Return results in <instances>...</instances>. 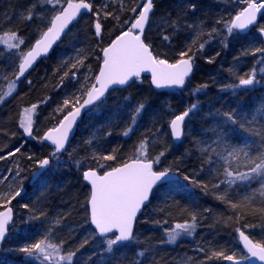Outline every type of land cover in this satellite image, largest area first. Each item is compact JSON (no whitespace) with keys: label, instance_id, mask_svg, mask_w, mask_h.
<instances>
[{"label":"trees","instance_id":"trees-1","mask_svg":"<svg viewBox=\"0 0 264 264\" xmlns=\"http://www.w3.org/2000/svg\"><path fill=\"white\" fill-rule=\"evenodd\" d=\"M235 1L155 0L156 8L146 42L153 47L154 54H160L170 62L178 58L180 51L191 46L195 53L194 76L182 92H158L145 78L127 90L109 94L104 103L83 118L66 152L51 157L49 170L32 186L30 181L37 171L36 162L50 157L53 152L43 144V135L57 126L68 111L63 106L65 99L74 101L77 98L75 93L79 92L83 101V90L91 83V79L86 78H93L99 71L100 49L107 46L118 29L114 28L115 21L103 20L102 37H96L93 27L96 17L93 14L82 17L51 55L18 84L15 76L18 58L23 52L13 58L15 52L8 54L1 48L0 156L5 158L0 159V177L6 179L0 180V193L15 184L13 176L17 161L25 172V194L9 205L15 211V221L2 247L0 264H40L20 250L30 241L44 238L37 233L47 234L54 244L63 242L61 251L65 255L75 252L73 264H225L226 261L213 253L223 250L231 254L233 249L242 250L237 228L245 231L254 242L264 238V212L260 211L264 207V195L259 189L262 180L257 178L250 184L213 187L223 180V169L228 165L224 158L228 157V150L233 145L250 142L254 154L264 141V113L255 111L264 107V75L259 73L264 64L260 63V53L252 54L256 47H263L258 29L228 39L227 47L221 43L225 35L224 22L230 21L239 11V5L233 10ZM35 2L0 0V34L17 32L24 42L29 41L31 47L41 34L39 28L36 30ZM139 2L94 0V7L109 3L131 8ZM189 3L196 4L194 12L187 7ZM29 10L33 14L32 20L27 19ZM173 22H176L175 28ZM188 24L192 27L188 28ZM260 27H264V14ZM212 29L218 31L214 33ZM164 35L172 37L171 43L162 39ZM193 39L197 41L196 45H192ZM205 41H209L205 48L198 50L199 43ZM28 47L23 46L27 48L24 52L30 49ZM80 60L83 64L78 62ZM254 68L259 84L249 90L233 91L227 87L236 85L240 77L247 78ZM74 72L75 78L72 76ZM13 82L17 88L10 92L7 88ZM138 103L147 107L134 131L124 136L123 132L131 124L130 114ZM193 103L198 107L186 121L183 141L175 145L170 134V121ZM33 105H36L33 109V137L24 141L20 116ZM234 108L238 112L233 125L224 120L223 114ZM218 125L226 130L225 136L218 137L213 132ZM109 132L111 135H107ZM145 138L151 158L161 152L165 154L156 170L171 166L173 171L178 170L180 180L153 194L137 223L135 242L113 254H105L106 239H100L93 231L86 213L90 188L83 182L82 174L90 168L100 174L110 170L102 169L100 165L119 166L136 154L140 141ZM17 147L21 149L19 153L7 156ZM113 149L117 150L115 160L100 159L102 155L113 154ZM239 157V170L246 171L243 153ZM228 159L232 160V168L238 167L232 157ZM185 175L192 179L185 181ZM246 196L251 198V203L245 201ZM228 201L236 203L237 207H231ZM193 212L197 215L195 232L190 237L169 243L167 230L174 228L176 223L191 222ZM201 248L203 251L199 250ZM138 252L144 255L138 256Z\"/></svg>","mask_w":264,"mask_h":264},{"label":"snow or ice","instance_id":"snow-or-ice-1","mask_svg":"<svg viewBox=\"0 0 264 264\" xmlns=\"http://www.w3.org/2000/svg\"><path fill=\"white\" fill-rule=\"evenodd\" d=\"M46 4L52 6V10L56 12L49 21V26L46 31L40 34V37L35 40V44L23 54L20 58L18 65V75L20 77L32 66L41 53H47L56 42L68 25L76 18L82 10L91 12L96 19L93 22L94 35L102 37L104 25L103 20L111 19L115 21L114 28L118 29L117 34L110 39L106 47H102L100 52L102 55L98 56L100 60L99 72L91 79L90 86L83 90V95L86 99L80 102V97L74 101L65 99L63 106L68 108L63 118L58 121L57 126L48 130L42 138L44 141H50L54 147L50 157L39 159L37 163V171L33 173V179L38 180L43 172L52 164L51 157H57L58 154L66 151V142L75 125L77 118L81 115L82 110L88 106L98 107L104 103L106 95L109 90H115L114 86H125L133 80L139 78L141 73L147 72L151 74V83L156 88L165 87H183L186 80L193 73L195 68V53L192 47L189 46L178 54V58L170 62L167 58H162L160 54H154L153 47L146 42L147 36L145 34L146 25L150 22V15L154 14L156 8L155 0H140L139 3L131 8L116 7L109 3H101L94 7V0H79L74 3L73 0H65L67 6L61 5V0H45ZM238 3L243 2L246 7L238 11L230 21H225V35L221 43L227 47L226 41L230 38H238L242 33H245L250 26L256 25L257 14L264 10V0H237ZM59 6V8L57 7ZM193 12L196 9L195 3L187 5ZM131 13V15L123 16V13ZM28 20L33 19V14L29 10L27 16ZM219 22V21H218ZM176 22H173L175 28ZM188 28L192 25L188 24ZM217 29H212V32H217ZM258 33L264 37V27H258ZM211 35V34H210ZM7 40L12 42L8 43L9 48H19L24 44V40L19 37L17 32L5 34ZM164 41L171 43L172 37L164 35ZM5 38H0L4 41ZM209 41L201 42L198 45V50H203ZM197 41L193 39L192 45H196ZM264 43V40H262ZM261 54L260 63L264 64V47H256L252 54ZM219 55V53H217ZM83 64V61H78ZM212 62L211 59L208 60ZM75 68V65H73ZM259 73L264 75V67L259 68ZM67 75V73H66ZM75 78L76 73H72ZM260 80L256 77V70L248 75L247 78L240 77L236 85H228L229 89L233 91L249 90L255 85L259 84ZM31 84V81H29ZM202 87H206L202 86ZM196 91H199L197 89ZM195 95V92L193 93ZM79 105V106H77ZM36 105L30 109H25V114L21 120L20 127L28 135L32 136V111ZM144 103H138L131 115V124L127 130L123 132L124 136H129L135 129L138 119L142 116L145 108ZM198 104L193 103L185 109L181 114L175 115L170 121L171 136L179 140L183 135V125L186 118L194 113ZM63 111V109H60ZM242 111V109L240 110ZM255 111L264 113V107L256 109ZM238 109H232L230 112H225L223 118L231 124H236L235 116ZM264 118V117H262ZM218 137L225 136L226 130L219 125L217 129H213ZM111 135V133H107ZM91 143V141H88ZM19 147L9 151L7 156H14L19 153ZM113 154L102 155L100 159L106 161H113L116 159L115 152ZM252 144L244 142L242 145H233L228 150V157L224 159L228 161V165L223 169V180L220 184H215L213 187L219 188L221 184L237 185L239 183L250 184L253 180L260 178L264 180V141L261 142L260 147L255 149L252 154ZM243 153L244 167L246 171L239 170V154ZM165 154L161 152L159 156L151 158L148 155V142L147 139H142L138 145L136 154L127 161L122 162L119 166L112 167L110 165H100L104 169L100 174L96 169L85 170L82 174L83 180L90 187L87 197L86 213L90 219V225L93 226V231H97L100 237H106L105 241V254H113L119 249L129 247L136 240L134 234V224L137 219L138 213L142 207L150 202L151 196L158 192L165 184L170 182V177H176L179 181L178 170L173 171L172 167L156 170L161 162V157ZM232 157L238 167L232 168ZM5 156H0L4 159ZM31 159V157H29ZM211 163V161H207ZM19 176V171L15 173ZM6 177H0V180ZM185 181L192 178L188 175L183 176ZM198 182V181H197ZM207 187V185H205ZM262 192L264 195V184H261ZM23 189H13L8 193H0V241L6 236L7 227L13 219V208L10 207L12 201L21 196ZM223 199L224 197H218ZM245 201L251 203L250 197H245ZM231 207L236 208L237 204L228 201ZM27 207V205H24ZM264 212V207L260 208ZM197 227V215L195 212L191 214V222L184 221L183 223H176L174 228L167 230V241L175 243L182 233L192 235ZM244 227H249L245 225ZM238 233V240L242 242L243 250L233 249L231 254H226L225 251L219 250L213 253L217 258L224 261L231 262V264H244L245 261H251L256 258L260 262H264V238L254 242L245 231L236 229ZM50 233L51 230L49 229ZM43 235L44 238L35 241H30L26 246L20 250L26 253L27 257L33 260H38L40 264H63L67 261L68 264H73L75 252H70L67 255H61L63 242L54 244L50 242L47 234L37 233ZM87 241H85L86 243ZM83 245H81L82 247ZM203 251V249H199ZM138 256H143V252H138Z\"/></svg>","mask_w":264,"mask_h":264},{"label":"water","instance_id":"water-1","mask_svg":"<svg viewBox=\"0 0 264 264\" xmlns=\"http://www.w3.org/2000/svg\"><path fill=\"white\" fill-rule=\"evenodd\" d=\"M74 3H78V2H74ZM67 6V4H65L64 5V7H66ZM92 13L91 12H87V11H84V10H82L79 14H77V16H76V18L68 25V28H66L65 29V32L64 33H62L61 34V36H60V38L56 41V42H54L53 43V45H52V47L49 49V51L47 52V53H41V55L40 56H38L37 58H36V60L33 62V64H32V66L24 73V75L22 76V77H20L19 78V80H17L16 79V77H17V75H18V71H17V75H16V77H15V81L16 82H20V81H22V80H24V79H26L35 69H36V67L43 61V60H45V59H47L50 55H51V53H52V51L63 41V39L67 36V34L69 33V31L71 30V28L72 27H74L80 20H81V18L82 17H84V16H87V15H91ZM263 14H264V10H262V12L261 13H258L257 14V23H256V25H253V26H250V28L248 29V30H246V32L245 33H242L241 35H246V34H248L251 30H253V29H258V27H260V22H261V18H262V16H263ZM153 15V14H152ZM152 15H150V19H151V17H152ZM149 24H150V22H149ZM149 24L148 25H146V31H145V33L147 32V30H148V27H149ZM259 34V33H258ZM260 36V35H259ZM260 38H261V40H264V37H261L260 36ZM35 44V43H34ZM33 44V45H34ZM32 45V46H33ZM263 47H264V43H263ZM99 72V71H98ZM194 73H195V68H194V71H193V73L190 75V77L186 80V82L187 81H189V80H191L192 79V77L194 76ZM98 74V73H97ZM143 78H146V79H148L149 80V82H150V86H151V88H153L154 90H156V91H158V92H176V91H182V90H184L185 89V86H186V83H185V85L181 88V87H165V88H156L152 83H151V74L150 73H147V72H144V73H141V76L139 77V78H133V80L132 81H130V83L128 84V85H125V86H114V89L115 90H112V89H110L109 90V93L108 94H110L111 92H114V91H117V90H120V91H122V90H126V89H128V88H130L135 82H137L138 80H141V79H143ZM107 94V95H108ZM106 95V96H107ZM84 99H86V96H85V98ZM83 102V101H82ZM81 102V103H82ZM79 106V105H78ZM95 106H88L87 108H85L84 110H82V112H81V115L77 118V121H76V123H75V125L73 126V129H72V131H71V133H70V135H69V139H68V141L66 142V150H67V148L69 147V145L71 144V142L73 141V139H74V137L76 136V134H77V131H78V128H79V125H80V123L82 122V120H83V118L94 108ZM188 118H186V120H187ZM186 120H185V123H186ZM185 123H184V125H183V135H182V137L179 139V140H176V139H174L172 136H171V138H172V140H173V142L176 144V145H179L182 141H183V138H184V126H185ZM48 132V131H47ZM47 132H45V133H47ZM170 133H171V130H170ZM45 135V134H44ZM44 135H43V137H44ZM42 142H43V144H45L46 146H48L51 150H54V147L52 146V144H51V142L50 141H44L43 139H42ZM66 151H63L62 153H60V154H58V156L59 155H61V154H63V153H65ZM51 166V165H50ZM50 166L43 172V174H45L48 170H49V168H50ZM42 176V175H41ZM40 176V177H41ZM39 177V178H40ZM179 180H180V176H179ZM35 182H37V180H34L33 179V175H32V178H31V181H30V186H32ZM83 182L87 185V183L83 180ZM174 182H177V179H176V177H170V182L169 183H167V184H170V183H174ZM167 184H165V185H167ZM164 185V186H165ZM88 186V185H87ZM90 188V187H89ZM25 194V189H23V192H22V194H21V196H23ZM153 196V195H152ZM152 196H151V198H150V201H151V199H152ZM150 202H147L146 203V205L145 206H143L142 207V209H141V211L138 213V215H137V219H136V222H135V224H134V234H135V231H136V225H137V222H138V220L141 218V216H142V214H143V212H144V210H145V208L148 206V204H149ZM11 207V206H10ZM90 220V219H89ZM14 221H15V211H14V209H13V219H12V221L9 223V225H8V227H7V232H6V236H5V238L3 239V241H0V253H1V251H2V247H3V245L5 244V242L7 241V239H8V237H9V231H10V228H11V226L14 224ZM92 228H93V226H92ZM96 232V234H97V236L100 238V239H103V240H105L106 239V237H100L99 236V234H98V232L97 231H95ZM237 238H238V233H237ZM239 241V240H238ZM239 245H240V247H241V249L243 250V245H242V242H239ZM245 253H246V250H243ZM225 264H231V262H228V261H226L225 262ZM244 264H264V262H260V261H258L256 258H252V260L251 261H245L244 262Z\"/></svg>","mask_w":264,"mask_h":264},{"label":"rangeland","instance_id":"rangeland-1","mask_svg":"<svg viewBox=\"0 0 264 264\" xmlns=\"http://www.w3.org/2000/svg\"><path fill=\"white\" fill-rule=\"evenodd\" d=\"M65 0H61V5L62 6H64L65 5ZM37 5V7H36V11H37V16H36V22H35V24H37L38 23V25H36V30L39 28V30H38V33H42L43 31V29H47V27L49 26V19L52 17V16H54L55 14H56V12L55 11H53L52 10V6H46V2H45V0H36V2L34 3V5ZM237 5H239V11L242 9V8H244V7H246V4H244L243 2H240V3H238L237 2V0L235 1V3H234V6H233V10H237L236 8H237ZM58 8H59V6H57ZM8 34V33H7ZM0 38H5V40L4 41H0V50H2V49H4L5 50V52L6 53H8V54H10V53H13V52H15V54H14V56H13V58H17L19 55H20V53L21 52H23V54H26L27 52H24L27 48H23V46H26V45H29V47H30V43H29V41H25L24 43H26L25 45L24 44H22V45H20L19 46V48H9L8 47V43H10V42H12V41H10V40H7V38L5 37V34H0ZM29 47H28V49H29ZM2 48V49H1ZM18 52V53H17ZM22 54V55H23ZM21 55V56H22ZM21 56L18 58L19 59V63H20V58H21ZM87 77V76H86ZM18 84V83H17ZM17 84H15V82H13V83H11V84H9L10 86L7 88L8 89V91H10V92H13V91H15L16 90V88H17ZM76 95V97H80L81 98V96H82V94H80V96H79V92H76L75 93ZM84 96V95H83ZM80 102H81V100H80ZM78 106V105H77ZM24 114H25V112H22L21 113V116H20V120H22V118H23V116H24ZM31 115H32V130H33V124H34V122H33V111H32V113H31ZM21 130H22V134H23V137L24 138H26V139H24V141H26V140H31L32 139V137L33 136H28L24 131H23V128H21ZM19 141V140H18ZM21 142V141H20ZM22 143V142H21ZM16 162V166H15V168H14V171L15 172H17V171H19V176H16V175H14L13 176V180H14V182H15V184L14 185H12L11 187H10V189H8L7 191H5V192H2V193H8V192H10L11 190H13V189H23V187H24V183H25V176L23 175L25 172H24V170L22 169V167L21 166H19L18 165V162L17 161H15ZM261 182V184H264V180H262V181H260ZM260 189V192H262V189H261V187L259 188ZM191 235H188V234H186V233H182L181 234V236L180 237H178V239H181V238H187V237H190ZM61 255H65L62 251H61ZM64 262H67V261H64ZM63 262V264H65Z\"/></svg>","mask_w":264,"mask_h":264},{"label":"flooded vegetation","instance_id":"flooded-vegetation-1","mask_svg":"<svg viewBox=\"0 0 264 264\" xmlns=\"http://www.w3.org/2000/svg\"><path fill=\"white\" fill-rule=\"evenodd\" d=\"M65 4H66V3H65ZM63 7H64V6H63ZM152 16H153V15H152ZM151 18H152V17H151ZM150 21H151V19H150ZM149 25H150V24H149ZM148 29H149V27H148ZM46 30H47V29H46ZM46 30H45V31H46ZM147 31H148V30H147ZM146 33H147V32H146ZM146 33H145V34H146ZM34 43H35V42H34ZM34 43H33V44H34ZM59 45H60V44H59ZM59 45H58V46H59ZM31 47H32V46H31ZM31 47H30V48H31ZM24 80H25V79H24ZM22 81H23V80H22ZM189 81H190V80H189ZM20 82H21V81H20ZM20 82H17V83H20ZM187 82H188V81H187ZM187 82H186V84H187ZM185 88H186V86H185ZM126 90H127V89H126ZM176 92H181V91H176ZM176 92H168V93H176Z\"/></svg>","mask_w":264,"mask_h":264}]
</instances>
